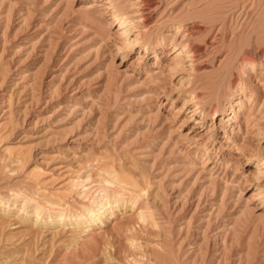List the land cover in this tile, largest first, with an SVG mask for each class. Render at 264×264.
Returning a JSON list of instances; mask_svg holds the SVG:
<instances>
[{
	"label": "rangeland",
	"instance_id": "obj_1",
	"mask_svg": "<svg viewBox=\"0 0 264 264\" xmlns=\"http://www.w3.org/2000/svg\"><path fill=\"white\" fill-rule=\"evenodd\" d=\"M141 4L0 0V264H264V0Z\"/></svg>",
	"mask_w": 264,
	"mask_h": 264
},
{
	"label": "bare ground",
	"instance_id": "obj_2",
	"mask_svg": "<svg viewBox=\"0 0 264 264\" xmlns=\"http://www.w3.org/2000/svg\"><path fill=\"white\" fill-rule=\"evenodd\" d=\"M141 7L143 8V6H146L147 5V0H141ZM255 14V13H254ZM259 16V15H258ZM257 16V17H258ZM261 16V15H260ZM145 18V17H143ZM249 19V18H248ZM257 22V21H255ZM261 24V23H260ZM179 25V24H178ZM243 27V25H242ZM257 27V25H256ZM245 28V26H244ZM243 28V30H244ZM253 29V28H252ZM254 30V29H253ZM180 35L185 32V34H183L182 36V40L181 41V44L176 46L175 47H172L171 48V51L174 56L176 57V60H182L183 59V56H188L190 58L191 61L194 60V57L196 56L197 54V51L199 49V46L197 44H194L193 42H191V38L188 37V35L190 34V31H189V27L186 26V24H183L181 23L179 26H178V31L177 32H180ZM249 34V33H248ZM167 35V34H166ZM164 35V37L166 36ZM250 36V35H249ZM238 37V36H237ZM246 37V35H245ZM263 42V41H262ZM183 43V44H182ZM239 43V42H238ZM241 43V42H240ZM243 43V42H242ZM247 43V42H246ZM264 44V43H263ZM252 45V43H251ZM145 47L148 48L147 44H145ZM239 49V48H238ZM241 49V48H240ZM239 49V50H240ZM243 49V48H242ZM254 53V52H253ZM237 54V53H235ZM240 67L241 69L244 71V69L249 66L250 69H255L256 66H263L264 64V47H262L260 49V51L256 54H252L248 49H243L242 53L240 54ZM228 71V70H227ZM231 72V70H230ZM231 77H229V81H230V84L232 87H239V90H242V86L244 84V81L242 78H240V76L237 75V73L235 74V71L231 72ZM226 76V75H225ZM240 94V93H239ZM195 102L196 105H198L195 109H196V112H204V106L201 104V102L199 101H193ZM205 105V104H204ZM234 110V109H233ZM216 112H217V108L214 107V109L212 110V114H214V116L216 115ZM253 160H255L257 162V166L258 167H261L264 169V158L263 159H257L255 157L252 158ZM83 179V178H82ZM78 183L80 185H83V180H79ZM77 183V184H78ZM98 190V188H97ZM96 190V191H97ZM114 191V190H113ZM86 192V191H85ZM115 195L114 197L116 198L117 197V200L116 201H119L123 196V194H119L117 191L114 192ZM122 193V192H121ZM23 198V197H22ZM91 198V202L92 203L91 205H87V204H84L82 205L86 211V213H81V212H76V214H69V213H66L64 210H61V209H57L55 211V208H49L47 210L48 213H52V212H58L57 215H62L61 219L63 218H66V217H69L68 219L69 220H73V222L75 224H78V225H84L85 226V230L86 231H90L92 226H94L95 224H99L100 226H103L106 222V220L108 218H111V215H113V210L112 212L110 210H108L109 212H107V209H108V206H110V202H111V199H110V190L106 187H101L99 188L98 190V193L96 195H93L90 197ZM136 198V197H135ZM114 199V198H113ZM33 200V199H32ZM26 206V205H25ZM29 206V205H28ZM41 206V205H40ZM28 208V207H27ZM33 208H36L38 209L39 206L38 205H35ZM59 208V207H58ZM36 211V210H35ZM83 211V212H85ZM143 211V210H142ZM42 212H39L37 215H36V221L38 222V220H40V214ZM44 213V212H43ZM32 214V213H31ZM111 214V215H109ZM139 215H141V217L146 220V216H145V213L144 212H141ZM59 217V216H58ZM149 219V218H148ZM41 222L43 223H47L49 222V219L46 217V218H43L40 220ZM97 226V225H96ZM131 239V238H130ZM137 239V238H136ZM142 245V244H141ZM135 246V245H134ZM130 247V246H129ZM137 249V248H136ZM136 251V250H135ZM133 253V252H132ZM135 254V253H134ZM128 255V253H127ZM139 255V254H138ZM132 259L134 260V264H142L141 261L137 258V256H133ZM144 261V260H143ZM146 261V260H145ZM145 263V262H144ZM131 264V263H130Z\"/></svg>",
	"mask_w": 264,
	"mask_h": 264
}]
</instances>
